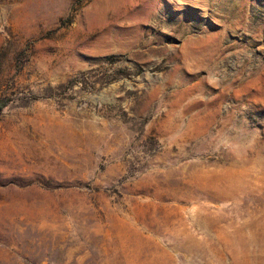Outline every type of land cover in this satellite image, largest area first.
Segmentation results:
<instances>
[{
  "label": "rangeland",
  "instance_id": "obj_1",
  "mask_svg": "<svg viewBox=\"0 0 264 264\" xmlns=\"http://www.w3.org/2000/svg\"><path fill=\"white\" fill-rule=\"evenodd\" d=\"M0 264H264V0H0Z\"/></svg>",
  "mask_w": 264,
  "mask_h": 264
}]
</instances>
